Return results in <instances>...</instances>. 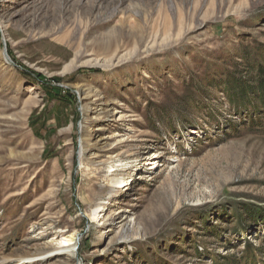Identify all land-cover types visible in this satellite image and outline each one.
I'll use <instances>...</instances> for the list:
<instances>
[{"label": "rangeland", "instance_id": "1", "mask_svg": "<svg viewBox=\"0 0 264 264\" xmlns=\"http://www.w3.org/2000/svg\"><path fill=\"white\" fill-rule=\"evenodd\" d=\"M249 62L264 0H0V264H264Z\"/></svg>", "mask_w": 264, "mask_h": 264}, {"label": "trees", "instance_id": "2", "mask_svg": "<svg viewBox=\"0 0 264 264\" xmlns=\"http://www.w3.org/2000/svg\"><path fill=\"white\" fill-rule=\"evenodd\" d=\"M245 51L248 53L247 50ZM248 66L255 69L250 62ZM234 69L222 79H218L216 84L223 86V90L232 104L240 106L250 103L255 110L254 115H250V123L259 125V120L264 118V68L255 69L256 74L247 80L237 77V69L235 71ZM251 95L256 102L249 98ZM259 105H261L260 108Z\"/></svg>", "mask_w": 264, "mask_h": 264}, {"label": "bare ground", "instance_id": "3", "mask_svg": "<svg viewBox=\"0 0 264 264\" xmlns=\"http://www.w3.org/2000/svg\"><path fill=\"white\" fill-rule=\"evenodd\" d=\"M124 181H125L124 179H119L117 180V184L120 185ZM105 209L106 208L105 206H103V204L98 205L95 208L94 214H93V221H92L93 223H96L97 221H100V222L103 221V217L102 218L100 217L102 216V213ZM128 225H130L129 222H128ZM76 245H77V237L75 234H71L59 240L58 244L55 247L51 249H46V250L42 249L39 252L37 251V253L35 252L31 254L30 256L28 255L25 258H27L29 262H37L42 259L58 256L65 251L74 252L76 249ZM22 262H23V258L17 264H21Z\"/></svg>", "mask_w": 264, "mask_h": 264}]
</instances>
